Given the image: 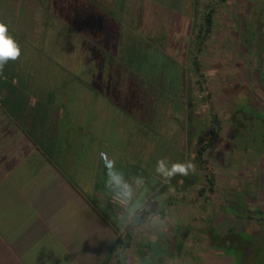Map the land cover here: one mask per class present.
I'll list each match as a JSON object with an SVG mask.
<instances>
[{"label":"trees","instance_id":"1","mask_svg":"<svg viewBox=\"0 0 264 264\" xmlns=\"http://www.w3.org/2000/svg\"><path fill=\"white\" fill-rule=\"evenodd\" d=\"M185 3L0 0V20L21 47L19 59L10 60L0 75V185L11 177L20 190H27L38 169L51 165L113 221L115 195L106 185L102 156L116 160L126 181L154 184L160 177L157 161L171 150L172 141L162 132L183 128L189 120L186 105L193 74L205 90L198 55L213 32L219 2L201 7L194 0L192 20ZM162 10L169 14L174 10L179 19L161 20ZM190 23L194 35L186 53H181L172 47L171 38L180 42ZM212 124L195 150L200 169L222 130L213 112ZM147 138L150 144L142 161L141 141L147 143ZM161 145H165L164 157L158 153ZM207 182V188L198 190L200 197L215 191L213 175H207ZM19 206L17 233L22 238L41 219L42 211L30 202ZM244 239L256 246L249 235ZM60 249L43 234L20 258L27 264H48L50 253L55 254L50 256L51 264H59ZM120 263L127 264L125 256Z\"/></svg>","mask_w":264,"mask_h":264},{"label":"rangeland","instance_id":"2","mask_svg":"<svg viewBox=\"0 0 264 264\" xmlns=\"http://www.w3.org/2000/svg\"><path fill=\"white\" fill-rule=\"evenodd\" d=\"M185 2L192 16L194 0ZM210 2L219 3L211 37L198 55L205 90L193 74L189 120L183 128L162 132L172 142L169 156L159 158L169 164L191 162L194 169L170 183L162 175L151 185L127 180L134 189L133 203L143 207L130 221V206L113 196L115 213L108 221L54 167L44 165L27 189L42 211L31 238L49 232L77 264H105L107 258V264H121L123 256L127 264H264V0H199V5ZM160 14L166 22L179 19L174 10ZM187 33L182 36L189 39L183 36L180 42L171 38L181 53L194 35L193 23ZM240 108L251 117L245 120ZM175 110L180 112L178 106ZM212 112L222 130L200 169L195 150L213 127ZM148 139L141 141L142 161ZM164 146L158 152L163 157ZM207 175L214 176L215 191L200 197L198 190L208 187ZM243 233L253 235L256 246Z\"/></svg>","mask_w":264,"mask_h":264},{"label":"crops","instance_id":"3","mask_svg":"<svg viewBox=\"0 0 264 264\" xmlns=\"http://www.w3.org/2000/svg\"><path fill=\"white\" fill-rule=\"evenodd\" d=\"M29 194L28 190H20L11 177H8L5 185H0V264H27L21 260L20 255L28 248H32L40 236L31 238L29 233L27 237L20 238L17 233L19 230V205L30 202L35 206L34 202L29 199ZM35 225L36 223L32 224L28 231L33 230ZM4 231L8 235H4ZM13 232H15V235H13ZM44 234L49 241L60 244L61 249L59 254L56 255L59 264H77L76 260L67 253L64 245L53 240L49 232ZM51 255L49 253L47 257L48 264H51Z\"/></svg>","mask_w":264,"mask_h":264},{"label":"clouds","instance_id":"4","mask_svg":"<svg viewBox=\"0 0 264 264\" xmlns=\"http://www.w3.org/2000/svg\"><path fill=\"white\" fill-rule=\"evenodd\" d=\"M21 56V47L16 39L9 33L8 25L0 20V75L3 74L4 66L11 60L16 61ZM103 164L107 170L106 185L112 189L115 198L123 205L130 206L127 209L128 219L135 220L136 213L143 205L133 203L134 189L124 177V174L117 170L116 160L108 156H102ZM194 169L191 162L171 163L166 159H159L156 164V172L162 175L170 183L176 175H188Z\"/></svg>","mask_w":264,"mask_h":264},{"label":"flooded vegetation","instance_id":"5","mask_svg":"<svg viewBox=\"0 0 264 264\" xmlns=\"http://www.w3.org/2000/svg\"><path fill=\"white\" fill-rule=\"evenodd\" d=\"M261 32H264V28L261 30ZM242 108H240L238 111H240L241 113H242ZM237 111V112H238ZM262 113H264V112H262ZM243 115H242V117L246 120V119H249L251 116H248V114H246V112H245V114L244 113H242ZM241 126H242V124H240ZM243 128H244V126H242ZM263 219H264V217H262ZM242 235H249L250 237H251V240L253 239V235H251V234H247V233H243ZM240 241H241V239H240ZM239 241V242H240Z\"/></svg>","mask_w":264,"mask_h":264}]
</instances>
